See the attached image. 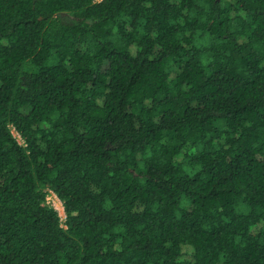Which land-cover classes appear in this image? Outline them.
Segmentation results:
<instances>
[{"label": "trees", "instance_id": "16d2710c", "mask_svg": "<svg viewBox=\"0 0 264 264\" xmlns=\"http://www.w3.org/2000/svg\"><path fill=\"white\" fill-rule=\"evenodd\" d=\"M0 264H264V0H0Z\"/></svg>", "mask_w": 264, "mask_h": 264}, {"label": "rangeland", "instance_id": "374dc122", "mask_svg": "<svg viewBox=\"0 0 264 264\" xmlns=\"http://www.w3.org/2000/svg\"><path fill=\"white\" fill-rule=\"evenodd\" d=\"M55 201H56L55 207L58 209L61 217L64 220V218H65V211H64L63 203H62V201L60 199L58 200L57 198L55 199Z\"/></svg>", "mask_w": 264, "mask_h": 264}, {"label": "built area", "instance_id": "2783aa9c", "mask_svg": "<svg viewBox=\"0 0 264 264\" xmlns=\"http://www.w3.org/2000/svg\"><path fill=\"white\" fill-rule=\"evenodd\" d=\"M14 134L17 136L18 139H20V135L18 134V132L14 131ZM56 198L59 200L58 196L54 192H51V194L48 196L49 202H51L52 205L54 206L56 205V201H55Z\"/></svg>", "mask_w": 264, "mask_h": 264}]
</instances>
